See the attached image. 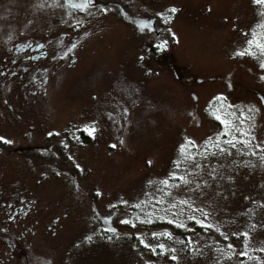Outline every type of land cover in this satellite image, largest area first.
<instances>
[{"label": "rangeland", "instance_id": "1", "mask_svg": "<svg viewBox=\"0 0 264 264\" xmlns=\"http://www.w3.org/2000/svg\"><path fill=\"white\" fill-rule=\"evenodd\" d=\"M262 25L254 0H0V216L33 201L32 264H264Z\"/></svg>", "mask_w": 264, "mask_h": 264}, {"label": "flooded vegetation", "instance_id": "2", "mask_svg": "<svg viewBox=\"0 0 264 264\" xmlns=\"http://www.w3.org/2000/svg\"><path fill=\"white\" fill-rule=\"evenodd\" d=\"M26 48L31 54L42 57V53L37 54L43 46L29 45ZM10 199V210L0 216V264H32L33 256L29 252L32 251L33 236L39 233L38 222L32 214L33 201L20 196ZM45 239H41V243Z\"/></svg>", "mask_w": 264, "mask_h": 264}, {"label": "trees", "instance_id": "3", "mask_svg": "<svg viewBox=\"0 0 264 264\" xmlns=\"http://www.w3.org/2000/svg\"><path fill=\"white\" fill-rule=\"evenodd\" d=\"M167 23V22H166ZM85 140V134L82 133L81 135V140ZM146 222V221H145ZM141 224V223H140ZM163 225H169V224H159V221H154V224H150L148 225L147 222L144 224V227H159V226H163ZM201 229H199L198 227H195L193 232L188 228V226L186 228L184 227H179L177 229L179 236L182 238V241H188L189 240V237H192V236H195L196 232L197 233H200V232H203V231H200ZM169 232V231H168ZM141 239H142V236H134L133 238V242L135 243L136 247L140 248L142 251H145L146 253H150L152 254L153 256L157 255L158 257H160V253L161 250H156V252H154V249H148L146 248L144 245L141 244Z\"/></svg>", "mask_w": 264, "mask_h": 264}, {"label": "snow or ice", "instance_id": "4", "mask_svg": "<svg viewBox=\"0 0 264 264\" xmlns=\"http://www.w3.org/2000/svg\"><path fill=\"white\" fill-rule=\"evenodd\" d=\"M86 2H91V0H86ZM254 2L257 4V5H264V0H254ZM171 12H176L177 10L175 9V8H172L171 10H170ZM262 27H264V25H262ZM251 43V42H250ZM161 47H163V45H161ZM258 47H260L262 50H264V45H258ZM245 53L244 52H241V53H239V55H244ZM262 66H264V65H262ZM86 131H88V133H89V135H92V134H94V132H95V128H90V129H86ZM0 139H3V138H0ZM228 143H230V144H233V142L232 141H228ZM245 143H250V142H245ZM235 145L233 144V147H234ZM112 147H115V145H113ZM222 151H223V149H222ZM182 179V178H181ZM164 183H167V181H165ZM182 203H186L185 201H182ZM245 236L247 235V233H245L244 234Z\"/></svg>", "mask_w": 264, "mask_h": 264}]
</instances>
